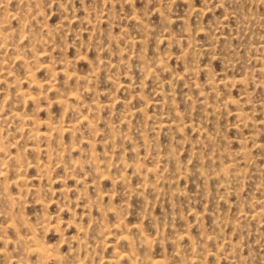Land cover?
<instances>
[{
    "label": "rangeland",
    "instance_id": "rangeland-1",
    "mask_svg": "<svg viewBox=\"0 0 264 264\" xmlns=\"http://www.w3.org/2000/svg\"><path fill=\"white\" fill-rule=\"evenodd\" d=\"M11 1L7 0V3H0V13L1 15L16 13L17 19H13L16 22L9 20L8 25L11 27L7 25V28L8 31L10 28V35L13 36L11 38L12 41H16L19 49L22 50L21 53L23 52L21 58L25 60L27 57L26 60L29 59L28 61L33 62L32 64L36 65L38 63L40 66L49 65L48 62L50 61L49 66L52 69L55 67L53 69L54 73L56 71V76L53 78L54 87L56 89L58 87V89L54 88V91H48L49 93L46 91L45 93L48 94L47 96L45 94L46 101L50 98L48 102H51L58 95L60 98H63V101L66 100L68 102L66 104L70 107L64 113V117V114H61L60 107L53 104L54 106H49L46 109L48 110L47 113L44 110L37 114V118L39 120H43V118L44 120L48 119L47 117L51 113V117L49 118L53 120L55 117L56 119L63 117V125L73 122H77V126L79 125V130H77L78 133L75 132L74 140L67 135H64L61 139L64 145L67 142L70 144L72 141L73 143H77V145L74 144L75 147L80 146L77 149L80 150L82 148L81 150L83 151H75L76 148H74L75 152L73 150L69 151L67 152H71L69 155L64 153L65 155L63 154L59 158V161L57 159L59 163H68L67 160L70 159L69 164L65 163V165L63 163L62 166L56 163L55 160L48 162L42 160L45 159L44 157H40L46 164L48 162L47 167H53L51 169L48 168L50 170H48V173L50 172V181L48 179L35 180L33 177L36 172L33 169L25 171L28 179H32L30 183L28 182V184H31L29 186L39 187L40 191H43L44 194L40 192V197L44 201H47L46 212L58 214L63 219V223L60 224V230L63 228L64 231L60 232L62 235L64 234L65 240L60 242L59 235L53 232H50L46 239H44L46 244L49 241L47 245L54 248L57 247L59 251L57 250L56 252L61 255L63 259L62 264H70L71 261L74 264H90L89 260L92 261L91 264H97V262L98 264H113L112 258L114 260L116 250L120 254L123 253V256L117 259L119 260L117 264H131V262L136 260L133 264H145V262H148L146 264H264V216H259V214L255 216L256 213H254L258 210L260 212L262 209L263 212L261 211V213L264 214V47L262 48L264 45V0H192L191 3H189L191 0H183L184 2L182 0H129L130 2L128 0H103L104 4L102 0H56V3H59V6L61 5L60 7L55 3V0H47L48 5H46V0H35L36 7L38 6L37 9H33L35 6L31 5L34 4L33 0H30V2L27 0L29 5L25 3L26 0ZM37 1H41L42 4L41 2L38 4ZM166 2L167 4H165ZM202 4L205 6H202ZM39 5L41 6L39 7ZM1 6L5 8L3 9ZM186 6H190L189 8H192V10H187ZM25 7H27L26 11L22 10ZM63 7L64 9L59 10ZM18 8H20L19 12ZM42 9L45 10L46 17L42 15L44 14V10L42 12ZM35 10V17L27 16L26 13L28 11L32 13ZM100 10L105 14L102 15L103 13ZM38 11L42 13L39 12L38 14ZM84 11L87 15H85ZM20 12L22 16L18 15ZM40 13L44 17L43 19L41 16H37ZM94 13L95 15L100 14V16H95ZM129 13L134 15H130ZM132 16H136V18H131ZM179 16L182 17L183 21H180ZM24 17L26 18L23 19ZM82 17H86L88 20L82 19ZM163 17L166 18L167 22L164 21L165 19H161ZM183 17L186 18L187 22L184 21ZM63 18L64 20H62ZM70 18L72 21L69 20ZM81 19L84 21L82 22ZM20 24L24 26L21 28ZM183 24H187V26ZM15 25L19 27L16 29ZM52 25L58 26L54 27ZM144 25L147 26L145 27ZM59 26L62 29L58 28ZM49 27L50 29L53 28L54 31L51 32ZM38 28L41 32L35 34ZM28 29H31L32 33ZM33 29L36 30L34 31ZM58 29H61V31ZM144 29L147 30V35L143 34L145 33ZM18 30L25 31L26 35H28L27 32L30 33L34 39H31V41L26 39L25 41L27 42L24 41L25 38L19 39L18 34L20 32ZM195 30L198 33L193 32ZM200 31L202 34L199 33ZM48 32L52 34L51 37L55 36L54 39L50 37ZM43 33H47L49 37H45L47 35ZM38 34H41L39 36L41 42L46 41L45 44L40 42ZM187 34H189L188 37L190 36L188 40L186 39ZM134 36L136 39H134ZM130 38L132 39L130 40ZM50 39L52 43L50 41L47 42ZM140 39L144 42L141 43ZM54 41H56L55 45ZM191 42L195 44L192 45ZM64 43L66 45L70 44V46H66ZM209 43H211L210 46L212 47L209 46ZM37 44L39 45L37 46ZM139 44L143 46L140 47L138 46ZM23 45L26 48L28 47L27 51H25V47H21ZM40 45L43 46V49L39 47ZM85 45L88 46L86 47ZM203 46H207V49L203 48ZM86 48L89 49L87 50ZM208 48L211 49L208 51ZM48 49H50L49 54H47ZM59 49L64 52H60ZM28 51L30 54L27 53ZM11 52L13 53L10 48L6 50L5 57L8 53L9 55L5 59L6 64H9L7 66L12 77L14 76L13 78L16 79V84L12 83L9 93L7 91L10 101L6 103L8 106H5V112H8V109L11 108V101H14V87L20 86L22 90L27 89L26 84L24 82L21 83L24 75V72L22 73L24 65L22 62L14 60V54ZM73 53L75 56H73ZM34 54L38 59H36V56L33 57ZM191 54L193 55L192 57ZM180 56L186 58H180ZM31 57L32 59H30ZM49 57L50 59H48ZM74 59L73 66V62L71 61ZM33 60H39L40 62L37 61L36 63ZM85 60L87 62L90 61V63H87ZM182 60H186V63ZM160 61H162L163 65H161ZM99 63L100 65H98ZM156 63H160V65H156ZM20 64L23 65V68ZM64 66L65 69L63 68ZM140 66L141 69H144H142V72ZM149 67L153 71L149 70ZM41 69L38 70L36 68L35 75L37 80L43 83L48 79L49 74L44 72V69ZM62 70H66L72 76H69L70 78L63 76V73L60 74ZM73 71L75 73H72ZM94 71L96 72L93 75ZM88 72H91V75ZM73 74L76 76L79 74V80ZM245 76L247 80L243 79ZM74 77L75 79L77 78V83H75ZM87 78L90 81L87 82ZM206 79L210 80L206 81ZM9 80H5L0 85V91L5 92V84ZM245 80L246 83L244 82ZM235 81L243 84H236ZM66 87L68 91H65L67 90ZM12 89L13 91H11ZM69 90L76 92L78 97L83 95L81 98L79 97L80 99L78 98L80 100H78L79 103L68 98L67 92ZM92 94L94 95L92 96ZM2 96L3 93H0V100ZM11 97L13 98L11 99ZM201 98L204 101H201ZM91 100L98 103L100 108H91L94 102ZM206 100L207 102H205ZM226 100H231V102H226ZM46 101L42 102V105L46 106ZM155 102L161 103L156 104ZM203 102L206 107L203 105ZM84 104L86 105L84 106ZM106 105H110V107H106ZM76 108L79 109L77 110ZM139 109L142 111L140 112ZM31 110L32 107L28 106L24 109V112L30 114L32 113ZM238 110H240L241 115L245 116V124H241L238 121L234 113L238 112ZM71 111L72 113H70ZM89 112L96 113L97 118L93 114H89ZM97 113H100V115ZM126 113L128 114L126 115ZM80 114L86 116V118L90 116L87 118L88 120L94 117L92 122L93 126L96 127L94 129L95 132L97 131V134L93 132V136L89 129H86L88 127H85V123H78L77 119H79ZM173 114L175 115L173 116ZM72 115L76 118L73 119ZM121 119L126 120L123 121ZM70 120L71 122H69ZM165 121H167V124ZM161 124H165L166 126ZM12 128L15 129V131L13 130L14 132H12ZM40 129L45 128L41 126ZM16 131L18 130H16L13 124L5 127L7 136L5 135L3 138L5 140H3L5 149L2 154L0 153L2 155L0 156L1 159L3 154L4 157L6 153L13 154L15 149H17L16 146H19V152L18 150L16 151L21 153V156L22 154L23 156L26 155L25 161L28 159L27 162L36 161L35 159L38 158L33 153L34 156L31 154L32 157L30 155L31 152L24 148L26 140L22 137L18 138L20 134L18 131V136ZM80 132L82 135H85L83 136L85 139H89L91 142L95 138V143L92 142L90 145L83 143L82 139L84 138ZM250 133L252 134L249 136ZM76 137L79 138L81 143L76 141ZM101 137L103 141H101ZM106 137L109 142L111 141V145L106 140ZM68 138L71 140H68ZM22 139L24 140V144ZM98 140L100 142L97 143L96 141ZM102 142L103 145H101ZM21 144L22 146L20 147ZM92 145L95 148H91L90 150L89 146L93 147ZM20 149L22 150L20 151ZM85 151L86 154L90 151L98 154L96 156L94 154V156L97 160L100 159L102 161L101 164L104 165L103 167L100 164L98 170L105 172H97L93 170L94 167L91 164H89L91 166L86 165L90 161L89 154H84L86 157L83 155ZM78 152L81 155H77ZM68 156L73 160L70 157L68 158ZM75 157L79 159L77 160ZM103 158L104 160H102ZM40 159L38 160L41 162ZM70 162L76 164V169L72 168L71 170V167H68L71 166ZM77 163L82 164V166ZM84 163L86 164L83 166ZM51 164H54V166H51ZM78 167L79 169L82 167V170H79ZM63 168H66L67 171L71 170L69 171L71 173L74 170L72 176L74 175L75 177L71 178V174L67 175L69 172L62 171ZM101 172L103 174H100ZM74 173L78 174L77 178ZM56 175L57 178L55 177ZM68 176L70 177L67 178ZM101 176L102 179H99L101 181L96 179V177L101 178ZM6 177L8 179L7 182L10 183L9 181L13 178L11 170L7 171ZM0 181V184H2L3 178L0 177ZM38 184H41V186ZM0 186L1 192L3 185ZM13 187L11 183L7 185L6 192L9 194L14 192L17 195L18 192L15 193L17 190ZM60 188L63 190L67 188L66 191L68 192H66V195L60 192ZM10 189L11 191H8ZM58 189L59 191H57ZM45 193L47 194L45 195ZM0 194L3 193L1 192ZM62 194L68 199L65 196H61ZM15 195L12 197H15ZM33 196L28 194V196L22 197L24 198L22 200L25 201L26 199V209L24 212L26 215H24L31 222H34V217H36V214H40L41 211L39 205H35L32 202L35 197ZM62 197L66 198L65 201H69L68 203L65 202L66 205L64 204V200H61ZM48 199L51 200L49 201ZM58 199V203H55ZM89 199L91 204L89 203ZM98 202L99 205L97 204ZM69 203L70 206L68 205ZM58 204H60L63 210L59 208ZM2 206L5 210V206L7 205L1 195V213L4 211ZM68 206L71 208H67ZM58 208L62 211H60L61 214ZM66 208L70 209L67 213L65 212L67 211ZM75 217L77 218L74 219ZM0 219V223H2L0 224V232L1 230L4 232L0 233V239L2 240H0V264H20L18 263L19 260H25L27 263L31 261L32 264H37L35 262V254L26 253L27 256H24L25 259H22L25 252L22 248L20 250L19 246L15 247L13 244V246L11 245V242L13 243V234L10 230L4 231L1 228L6 223L2 214L0 215ZM71 219L72 224L67 227L66 223L69 220L71 221ZM78 222L81 226L77 225L76 227L75 223L78 224ZM118 223L120 224L119 227H115ZM101 225L104 227L102 228ZM139 230L141 231L140 233ZM2 234L4 236L8 234L6 237L11 242L5 243L6 245L3 244ZM140 234L146 236L143 237V240L146 238V241H140L142 239L140 238L142 237ZM103 235L104 239L102 240ZM122 235L126 237L130 236L128 240L129 242L131 240L132 244L130 243L129 248L131 251H136L139 254L137 255L134 252L136 259H133L134 257L131 258L133 253L130 252L129 248L126 250L129 244L126 242L127 238H122ZM73 237H75V240H73ZM148 239L150 240L149 242L147 241ZM53 242L55 243L54 246H52ZM86 243L87 245L85 246L84 244ZM68 248H71V250ZM3 249H6V251ZM112 249L115 251H112ZM67 250L69 251L67 252ZM93 251H95V254ZM88 252H90V258L92 259L89 258ZM72 253H75V257L77 256L78 258L73 259L74 255ZM127 253L130 254V257H127ZM20 254L22 255L20 256ZM93 254L94 257H92ZM3 255L5 256L3 257ZM5 257H8L9 260L11 257V262H8V258L6 259ZM142 257H146L150 262L146 258L145 262H143ZM15 259L17 263L13 261ZM78 260L79 263H77ZM80 260H83V263ZM152 260H156L158 263ZM31 262L28 264H31Z\"/></svg>",
    "mask_w": 264,
    "mask_h": 264
},
{
    "label": "bare ground",
    "instance_id": "bare-ground-1",
    "mask_svg": "<svg viewBox=\"0 0 264 264\" xmlns=\"http://www.w3.org/2000/svg\"><path fill=\"white\" fill-rule=\"evenodd\" d=\"M7 0H0V3H2V2H4V3H7L6 2ZM18 1H21V0H18ZM29 2H30V0H28ZM28 1L26 0V2L25 3H27L28 4ZM34 1V4L36 3L35 2V0H33ZM33 1H31V3H33ZM54 1V0H53ZM53 1H51L52 3H54ZM60 1V0H59ZM58 1V2H59ZM103 1V0H102ZM127 1V0H126ZM185 1H187V0H185ZM201 1H203V0H201ZM10 2H12L11 0H10ZM41 2V1H40ZM39 1H37V3L39 4L40 3ZM46 2V5H48L47 4V0L45 1ZM50 2V1H49ZM57 1L55 0V3H56ZM110 2V1H109ZM112 2V1H111ZM128 2H130L129 0H128ZM128 2H126V3H128ZM182 2H184L183 0H182ZM192 2V0L191 1H189V3H191ZM205 2V1H204ZM14 3V2H13ZM20 3V2H19ZM101 3V2H100ZM103 4H104V1L102 2ZM123 3H125V2H123ZM186 3V2H185ZM188 3V2H187ZM194 3V2H193ZM206 3V2H205ZM3 4V3H2ZM24 4V3H23ZM23 4H22V7H23ZM34 4H31V5H33V6H35V7H33V9H37L38 8V6L36 7V4L34 5ZM37 4V5H38ZM41 4H42V2H41ZM57 5L59 4V3H56ZM61 4H62V2H61ZM110 4V3H109ZM112 4V3H111ZM128 4H130V3H128ZM165 4H167V2L165 3ZM9 5V4H8ZM29 5V4H28ZM64 5V4H63ZM171 5V4H170ZM187 5V4H186ZM189 5V4H188ZM193 5V4H192ZM14 6V5H13ZM19 6V5H18ZM24 6H25V4H24ZM41 5H39V7H40ZM43 6V5H42ZM51 6V5H50ZM61 6V5H60ZM59 5H58V7H60ZM82 6H84V5H82ZM101 6V5H100ZM104 6V5H103ZM167 6V5H166ZM202 6H205V5H203L202 4ZM2 7V6H1ZM21 7V6H20ZM57 7V6H56ZM109 7H111L110 5H109ZM169 7V6H168ZM187 7V10L188 9H190L189 7L190 6H186ZM192 7V6H191ZM194 7V6H193ZM206 7H208V6H206ZM3 9L5 8V7H2ZM26 8L27 7H25V9H22V10H25L26 11ZM42 8V7H41ZM44 8V7H43ZM88 9H89V7H87ZM166 8V7H165ZM170 8V7H169ZM197 8V7H196ZM200 9H201V7H199ZM204 8V7H203ZM32 9V8H31ZM58 9V8H57ZM62 9H64V7L63 8H61V9H59V10H62ZM65 9H66V7H65ZM115 9V8H114ZM204 9H206V8H204ZM203 9V10H204ZM1 10V9H0ZM19 10H20V8H18V12H19ZM39 10V9H38ZM43 10L44 9H42V12H43ZM51 10V9H50ZM91 10V9H90ZM103 10H104V8H103ZM108 10V9H107ZM154 10V9H153ZM190 10H192V8L190 9ZM194 11H196L195 9H193ZM198 10V9H197ZM16 11H17V8H16ZM32 11V10H31ZM31 11H28L26 14H27V16H29V17H35L36 16V10L34 11V12H32L31 13ZM57 11V10H56ZM85 11H86V9H85ZM84 11V12H85ZM89 11V10H88ZM92 11V10H91ZM102 13H103V11L102 10H100ZM201 11V10H200ZM1 12V11H0ZM4 12V11H3ZM39 12H41V11H38V14H39ZM41 12V13H42ZM50 12V11H49ZM65 12V11H64ZM92 12H94V11H92ZM91 12V13H92ZM98 12V11H97ZM96 12V13H97ZM100 12V13H101ZM106 12H108V11H106ZM132 12V11H131ZM160 12V11H159ZM191 12V11H190ZM41 13H40V15H37V16H41ZM44 14H42L43 16H45V10H44V12H43ZM109 13V12H108ZM133 13H134V11H133ZM3 14V13H2ZM24 14V13H23ZM89 14V13H88ZM93 14V13H92ZM105 13H103L102 15H104ZM130 14V13H129ZM129 14H128V16H129ZM18 15H21V12H20V14H18ZM62 15V14H61ZM64 15V14H63ZM85 15H87V13L85 12ZM94 15H95V13H94ZM97 15V14H96ZM95 15V16H96ZM110 15V14H109ZM130 15H134V14H130ZM168 15H170V14H168ZM22 16V15H21ZM43 16H41L42 17V19L44 18ZM51 16V15H50ZM67 16V15H66ZM65 16V17H66ZM89 16V15H88ZM93 16V15H92ZM97 16H100V14L99 15H97ZM108 16V15H107ZM106 16V17H107ZM112 16V15H111ZM46 17V16H45ZM87 17V16H86ZM86 17H84L85 19H87ZM130 17V16H129ZM172 17H174V16H172ZM180 17V16H179ZM178 17V18H179ZM26 17H24L23 19H25ZM40 18V17H39ZM83 17H82V19H84ZM90 18V17H89ZM94 18V17H93ZM92 18V19H93ZM100 18H102V17H100ZM109 18V17H108ZM107 18V19H108ZM131 18H136V16L134 17V16H132ZM182 17H180V21H183L182 19H181ZM185 20V22H187L186 21V18L185 17H183ZM13 19H17L16 18V13L14 12V13H7L6 15L5 14H3V15H1V13H0V85L1 84H3L4 82H5V80H9V79H12V80H9V81H7L6 82V84H5V92L4 91H0V93H3V96H2V99L0 100V153L2 154V152L4 151V149H5V145H4V136L6 135L7 136V134H6V132H5V127H7L8 125L9 126H11L12 124L13 125H15V128H16V130H18L19 131V134H20V137H18V138H24L25 140H26V143H25V149L26 150H28V151H30L31 153H30V155L33 153L34 155H35V157L36 158H38V159H40V157L42 156V157H44L45 159H42V160H45V161H48V162H50V161H53V160H55L56 161V163H59L58 161L60 160L59 158L60 157H62V155L64 154V153H67V152H69V151H72L74 148H76L75 147V145H77V143H73V141L72 142H70V144L67 142L65 145H64V142H62L61 141V139L64 137V135H67L69 138H73L72 140H74V135H75V132L76 133H78L77 132V130H79V125L77 126V122L76 123H74L73 121V123H68V124H66V125H63V117L61 118H58V119H56V117L54 118V120L53 119H51V118H49V117H51V113H50V116L48 115V119H45L44 120V118H43V120L41 121V120H39V118H37V114H39L41 111H44V110H46L49 106H54L53 104H55V106H59L60 107V109H61V114L63 113H66L68 110H69V106L67 105L68 104V102H66V100L65 101H63L62 99L63 98H60L58 95H56L55 97V99L53 100V101H51V102H48L49 101V99L46 101V96L48 95L47 93H45L46 91L48 92V91H54V83H53V78H54V76H56L55 75V73H56V71H55V73L53 72V69L55 68H51L49 65H50V61L48 62L49 63V65H42V66H40V65H38V63H37V61H39V60H37V61H35L36 59H38L37 58V56L34 54V56L33 57H35L36 56V59L35 60H33V61H35L34 63L37 65H34V64H32L33 62H29L28 60H26V56H27V54H25L26 56V58H25V60H23L22 58H21V54L23 53H21V49H19V46L17 45V43H16V41L15 42H13L12 41V37L13 36H11L10 34V28H9V31H8V26H10V25H8V22H9V20L11 21V20H13ZM30 19V18H29ZM46 19V18H45ZM59 19V18H58ZM81 19V20H82ZM96 19V18H95ZM128 19V18H127ZM134 19H132V20H134ZM161 19H165L164 21H166V18L165 17H163V18H161ZM19 20V19H18ZM40 20V19H39ZM48 20V19H47ZM61 20V19H60ZM62 20H64V18L62 19ZM61 20V21H62ZM66 20V19H65ZM69 20H71V18L69 19ZM88 20V19H87ZM94 20V19H93ZM100 20V19H99ZM111 20V19H110ZM170 20V19H169ZM172 20V19H171ZM14 21V20H13ZM27 21V20H26ZM34 21V20H33ZM46 21V20H45ZM44 21V22H45ZM67 21V20H66ZM72 21V20H71ZM84 20H82V22H83ZM105 22H106V20H104ZM108 21V20H107ZM113 21V20H112ZM137 22H138V20H136ZM163 20H162V22H164ZM174 21V20H173ZM14 22H16V21H14ZM20 22V21H19ZM40 22H41V20H40ZM88 22V21H87ZM101 22H102V20H101ZM110 22V21H109ZM137 22H135V23H137ZM167 22V21H166ZM165 22V23H166ZM31 23V22H30ZM48 24H49V22H47ZM59 23V22H58ZM64 23V22H63ZM69 23V22H68ZM140 23H141V21H140ZM168 23H170V22H168ZM17 24V23H16ZM35 24V23H34ZM34 24H33V26H34ZM40 24V23H39ZM44 24V23H43ZM45 24H46V22H45ZM48 24H47V26H48ZM62 24V23H61ZM67 24V23H66ZM88 24V23H87ZM90 24H91V22H90ZM94 24H95V22H94ZM146 24V23H145ZM167 24V23H166ZM8 25V26H7ZM21 25V24H20ZM37 25H38V23H37ZM51 25V24H50ZM59 25V24H58ZM57 25V26H58ZM92 25V24H91ZM184 25V24H183ZM24 25H21V28L23 27ZM26 26H27V24H26ZM36 26V25H35ZM41 26V25H40ZM46 26V25H45ZM52 26H54V27H57V26H55V25H52ZM62 26V25H61ZM61 26H59L58 28H61ZM145 26V25H144ZM147 26V25H146ZM145 26V27H146ZM184 26H187V24H185ZM183 26V27H184ZM11 27V26H10ZM14 27H16V25L14 26ZM19 26L17 25V27H16V29L18 28ZM38 27H39V25H38ZM25 28V27H24ZM27 28H28V26H27ZM34 28V27H33ZM40 28V27H39ZM39 28H38V31L37 32H35V34H37V33H39V32H41V30L39 31ZM43 28V27H42ZM41 28V29H42ZM46 28V27H45ZM98 28V27H97ZM195 28V27H194ZM203 28H205V27H203ZM15 29V28H14ZM15 29V30H16ZM49 29H50V27H49ZM53 29V28H52ZM52 29H50L51 30V32L52 31H54V29L52 30ZM62 29V28H61ZM61 29H58V30H60L61 31ZM64 29V28H63ZM198 29V28H197ZM29 30V29H28ZM31 30V29H30ZM29 30V32H31ZM34 30V29H33ZM36 30V29H35ZM34 30V31H35ZM46 30H47V28H46ZM45 30V31H46ZM140 30V29H139ZM145 30V33H143V34H146V29H144ZM188 30V29H187ZM12 31V30H11ZM19 31V30H18ZM34 31H33V33H34ZM57 31V30H56ZM55 31V32H56ZM60 31H58V32H60ZM100 31V30H99ZM197 30H195V31H193V32H196ZM202 31H203V29H202ZM20 33L18 34V38L20 39V38H25L24 39V41L26 40V39H28V40H30L31 41V39H34V38H32V35L30 34V33H28L27 32V34L28 35H26L25 34V31H19ZM54 32V33H55ZM64 32V31H63ZM63 32H61V33H63ZM137 32H138V30H137ZM15 33V32H14ZM17 33V32H16ZM32 33V32H31ZM141 33V34H142ZM196 33H198V32H196ZM200 34H202L201 33V31L199 32ZM31 35V38H30V35ZM43 34H46L47 36H45V37H49V35L48 34H50V32H48V34L47 33H43ZM60 34V33H59ZM90 34V33H89ZM193 34H195V33H193ZM17 35V34H16ZM34 35V34H33ZM41 34H38V37L40 36ZM51 35L52 34H50V37H51ZM56 35L57 36H59L57 33H56ZM147 35V34H146ZM188 35L189 34H187V37H186V39L188 40L189 39V37H188ZM15 36V35H14ZM35 36V35H34ZM33 36V37H34ZM142 36V35H141ZM169 36V35H168ZM167 36V37H168ZM17 37V36H16ZM42 37V36H41ZM44 37V38H45ZM53 37V36H52ZM51 37V38H52ZM55 37V36H54ZM54 37H53V39H54ZM113 37V36H112ZM135 37V36H134ZM89 38V37H88ZM91 38V37H90ZM107 38V37H106ZM161 38V37H160ZM163 38V37H162ZM166 38V37H165ZM180 38H182V37H180ZM14 39H15V37H14ZM21 39V40H22ZM49 39V38H48ZM56 39H57V37H56ZM76 39V38H75ZM78 39V38H77ZM114 39V38H113ZM132 38H130V40H131ZM134 39H136V37L134 38ZM133 39V40H134ZM166 39H168V38H166ZM182 39H184V38H182ZM39 40H40V42H41V39H40V37H39ZM45 40H47L46 38H45ZM88 40V39H87ZM129 40V41H130ZM163 40H165L164 38H163ZM171 40V39H170ZM180 40V39H179ZM193 40H195V39H193ZM192 40V42H194ZM50 41V43H52V41H51V39L50 40H48L47 42H49ZM114 41V40H113ZM175 41H177V40H175ZM25 42H27V41H25ZM40 42H38V43H40ZM46 42V41H45ZM45 42H41V43H44L45 44ZM55 42L56 41H54V45H55ZM80 42V41H79ZM137 42V41H136ZM140 42L141 43H143L142 42V40L140 39ZM167 42V41H166ZM173 42V41H172ZM171 42V43H172ZM192 42H191V44H192ZM21 43V42H20ZM30 43V42H29ZM58 43V42H57ZM95 43V42H94ZM130 43H133V42H130ZM177 43V42H176ZM180 43V42H179ZM27 44V43H26ZM34 44V43H33ZM35 44H36V42H35ZM49 44V43H48ZM77 44V43H76ZM195 43H193L192 45H194ZM21 45V44H20ZM39 44H37V46H38ZM53 45V44H52ZM53 45V46H54ZM64 45H66V43H64ZM68 45V44H67ZM66 45V46H67ZM80 45V44H79ZM78 45V46H79ZM130 45H133V44H130ZM211 45V43H209V46ZM28 46V45H27ZM33 46V45H32ZM36 46V45H35ZM50 46V45H49ZM59 46V45H58ZM61 46H63L62 44H61ZM65 46V47H66ZM68 46H70V44L68 45ZM74 46V45H73ZM77 46V45H76ZM75 46V47H76ZM86 46V45H85ZM88 46V45H87ZM86 46V47H87ZM94 46V45H93ZM108 46V45H107ZM138 46H140V44L138 45ZM143 45H141L140 47H142ZM21 47H25L24 45L23 46H21ZM31 47V46H30ZM39 47H43V46H39ZM39 47H37L38 48V50H40L39 49ZM205 46H203V48H204ZM207 47V46H206ZM205 47V48H206ZM210 47H212V46H210ZM264 47V45L262 46V48ZM10 48V50L11 51H13V53L12 54H14V56H13V59L14 60H16V61H19V62H22L23 63V65H24V71H23V69H22V73L24 72V75H23V77H22V80H21V83L22 82H24L25 84H26V87H27V89L26 90H22V88L20 87V86H17V87H14V98L13 97H11V99L13 98L14 99V101H11L12 103H11V105H10V107L11 108H9V107H7V108H9L8 109V112H5V110H6V108H5V106L7 105L6 103H8L10 100H9V97H8V93H9V88L10 87H12L11 86V84L12 83H15L16 84V79H14L13 77H12V75H11V72H10V70H9V68H8V66L7 65H9V64H6V59L5 58H8L7 56L9 55V53H8V55H6V57H5V52H6V50L7 49H9ZM26 48V47H25ZM28 48V47H27ZM26 48V50L25 51H27L28 49ZM51 48V47H50ZM54 48H55V46H54ZM53 47H52V49H54ZM58 48V47H57ZM60 48V47H59ZM68 48V47H67ZM72 48H74V47H72ZM85 48V47H84ZM202 48V49H203ZM23 49V48H22ZM43 49V48H42ZM51 49V50H52ZM62 49H63V47H62ZM87 50L89 49V48H86ZM85 49V50H86ZM207 49V48H206ZM211 49V48H210ZM209 48H208V51L210 50ZM20 50V51H19ZM24 50V49H23ZM30 50V49H29ZM49 50L50 49H48V52H47V54H49ZM64 50V49H63ZM63 50H60L59 49V51L61 52V51H63ZM76 50V49H75ZM79 50V49H78ZM43 51V50H42ZM52 51H54V50H52ZM65 51V50H64ZM63 51V52H64ZM67 51V50H66ZM80 51V50H79ZM78 51V52H79ZM182 51V50H181ZM185 51V50H184ZM200 51H202V50H200ZM199 51V52H200ZM39 52V51H38ZM55 52H56V50H55ZM87 52V51H86ZM183 52V51H182ZM187 52V51H186ZM28 54H30V52L28 51L27 52ZM35 53V52H34ZM66 53V52H65ZM75 53V52H74ZM73 53V54H74ZM180 53V52H179ZM205 53V52H204ZM11 54V55H12ZM37 54H39V53H37ZM41 54V53H40ZM46 54V53H45ZM186 54V53H185ZM208 54V53H207ZM50 55H51V51H50ZM50 55H48V56H50ZM64 55V54H63ZM67 55V54H66ZM143 55V54H142ZM186 55H188V54H186ZM46 56V55H45ZM65 56V55H64ZM73 56H75V54L73 55ZM82 56V55H81ZM193 55L191 54V57H192ZM38 57H40V56H38ZM67 57V56H66ZM78 58H79V56H77ZM76 57V58H77ZM85 57H86V55H85ZM138 57H139V55H138ZM178 57V56H177ZM188 57V56H187ZM46 58V57H45ZM62 58V57H61ZM60 58V59H61ZM72 58V57H71ZM159 58V57H158ZM180 58H186V57H181L180 56ZM30 59H32V57L30 58ZM48 59H50V57L48 58ZM47 59V60H48ZM67 59V58H66ZM68 59H70V58H68ZM80 59V58H79ZM82 60H83V58H81ZM143 60H144V58H142ZM11 60V59H10ZM9 60V61H10ZM14 60H12V61H14ZM59 60V59H58ZM77 60V59H76ZM99 60V59H98ZM97 60V61H98ZM146 60V59H145ZM162 60V59H161ZM9 61H8V63H9ZM28 61V62H27ZM51 61H52V59H51ZM67 61V60H66ZM74 61H75V59L73 60V61H71V62H73V66H74ZM84 61V60H83ZM86 61V60H85ZM182 61H184V60H182ZM40 62V61H39ZM43 62V61H42ZM47 62V61H46ZM87 62V61H86ZM89 63H90V61H88ZM87 62V63H88ZM99 62V61H98ZM97 62V63H98ZM143 62H145V61H143ZM156 62V61H155ZM162 61H160V63H161ZM185 63H186V60L184 61ZM263 62V61H262ZM261 62V63H262ZM69 63V62H68ZM92 63V62H91ZM101 63V62H100ZM100 63L98 64V65H100ZM106 63V62H105ZM145 63H147V62H145ZM152 63V62H151ZM160 63L159 64H157L156 63V65H160ZM15 64V63H14ZM62 64V63H61ZM60 64V65H61ZM110 64V63H109ZM144 64V63H143ZM20 65H22V64H20ZM23 65H22V68H23ZM63 65H64V63H63ZM62 65V66H63ZM155 65V66H156ZM161 65H163V63H161ZM12 66V65H11ZM39 66V67H38ZM65 66H67L68 67V65H66L65 64ZM65 66L63 67L64 69H65ZM72 66V67H73ZM88 66H90V65H88ZM143 66V65H142ZM147 66V65H146ZM186 66V65H185ZM192 66V65H191ZM264 66V65H263ZM18 67H19V64H18ZM66 67V68H67ZM159 67V66H158ZM193 67V66H192ZM191 67V68H192ZM36 68H38V70H40V68H42L41 70H43L44 69V72H46V73H48L49 74V77H48V79L46 80V81H44L43 83H40L38 80H37V78H36V75H35V69ZM62 68V69H63ZM69 68H70V65H69ZM94 68V67H93ZM96 68H97V66H96ZM154 68V67H153ZM152 68V69H153ZM159 68H162V67H159ZM262 68V67H261ZM20 69V68H19ZM60 69H61V67H60ZM71 69V68H70ZM73 69V68H72ZM140 69H141V66H140ZM143 69V68H142ZM142 69H141V72H142ZM156 69V68H155ZM73 70H75V69H73ZM91 70H92V67H91ZM97 70V69H96ZM144 70V69H143ZM149 70H151V67H149ZM149 70H147V71H149ZM60 71V70H59ZM71 71V70H70ZM76 71V70H75ZM151 71H153V70H151ZM44 72H43V74H44ZM95 72L96 71H94L93 72V75L95 74ZM192 72V71H191ZM45 73V74H46ZM61 73H63L62 75L63 76H65V77H71L72 75L71 74H68V72H66V70H62L61 72H60V74ZM70 73V72H69ZM72 73H75L74 71L72 72ZM89 73V72H88ZM149 74H150V72H148ZM152 73V72H151ZM17 74H19V73H17ZM90 75H91V72L89 73ZM143 74V73H142ZM148 74V75H149ZM74 75V74H73ZM88 75V74H87ZM16 76V75H15ZM21 76H22V74H21ZM74 76H76V75H74ZM78 76H79V74L76 76L77 78H78ZM83 76V75H82ZM19 77V76H18ZM65 77H64V79H65ZM69 77V78H70ZM85 77V76H84ZM90 77V76H89ZM21 78V77H20ZM47 78V77H46ZM76 78V79H77ZM235 78V77H234ZM237 78V77H236ZM241 78H242V76H241ZM41 79V78H40ZM74 79H75V77H74ZM76 79H75V83H77V81H76ZM81 79H83L82 77H81ZM85 79H86V77H85ZM91 79V78H90ZM243 79H246V76L243 78ZM78 80H79V78H78ZM210 80V79H209ZM209 80H207L206 79V81H209ZM227 80V79H226ZM237 80V79H236ZM247 80V79H246ZM246 80L244 81L245 83H246ZM41 81V80H40ZM83 81V80H82ZM85 81V80H84ZM87 82L88 81H90L89 80V78H87V80H86ZM92 81H94V80H92ZM239 81H242V80H239ZM74 83V82H73ZM72 83V85L74 86V84ZM221 83H222V80H221ZM235 83L237 84H243V83H239L238 81L236 82L235 81ZM89 84V83H88ZM229 84H231V83H229ZM234 84V83H233ZM14 85V84H13ZM65 85V84H64ZM83 85H84V83H83ZM15 86V85H14ZM56 86V85H55ZM66 86V85H65ZM68 86V85H67ZM57 87V86H56ZM62 87V86H61ZM64 87V86H63ZM76 87V86H75ZM1 88H2V86H1ZM25 88V87H24ZM68 88H70V87H68ZM86 88V87H85ZM226 88V87H225ZM56 89V88H55ZM57 89H58V87H57ZM56 89V90H57ZM66 89H67V87H66ZM71 89H72V86H71ZM84 90V89H83ZM83 90H82V92H83ZM86 90V89H85ZM7 91H8V93H7ZM11 91H13V89L11 90ZM10 91V92H11ZM65 91H68V89L67 90H65ZM74 91V90H73ZM77 91V90H76ZM55 92H57V91H55ZM62 92V91H61ZM49 93V92H48ZM77 93H78V91H77ZM81 93V92H80ZM45 94H46V96H45ZM59 94V93H58ZM61 94H63V93H61ZM66 94V93H65ZM94 94H92V96H93ZM98 95V94H97ZM13 96V95H12ZM58 96V97H57ZM65 96V95H64ZM67 96H68V98L69 99H72L73 101H76V102H78V100L83 96H79L78 97V95L76 94V92H72V90L70 91L69 90V92H67ZM138 96H139V94H138ZM227 96V95H226ZM54 97V96H53ZM230 97H232V96H230ZM1 98V97H0ZM48 98V97H47ZM67 98V97H66ZM79 98V99H78ZM203 98V97H202ZM201 98V99H202ZM226 98V97H225ZM47 102L46 103V106L45 105H42V102H45V101ZM68 100V99H67ZM122 100V99H121ZM235 100V99H234ZM80 101V100H79ZM83 101V100H82ZM91 101H94V100H91ZM98 101V100H97ZM108 101H110V100H108ZM201 101H204L203 99L201 100ZM200 100H199V102H201ZM85 102V101H84ZM99 102V101H98ZM205 102H207V100L205 101ZM215 102V101H214ZM226 102H231V100H226ZM67 103V104H66ZM79 103V102H78ZM123 103V102H122ZM128 103V102H127ZM156 103V102H155ZM158 103H161V102H158ZM158 103H156V104H158ZM204 103V102H203ZM216 103V102H215ZM45 104V103H44ZM108 104V103H107ZM124 104H125V102H124ZM200 104V103H199ZM75 105V104H74ZM86 104H84V106H85ZM173 105V104H172ZM201 105V104H200ZM205 107H206V105H205V103L203 104ZM8 106V105H7ZM28 106H30V107H32V113H27V112H24V109L26 108V107H28ZM69 107V108H68ZM77 107H78V105H77ZM106 107H110V105H106ZM203 107V106H202ZM211 107V106H210ZM212 107H214V106H212ZM58 108V107H57ZM80 108V107H79ZM79 108H76L77 110L79 109ZM87 108V107H86ZM91 108H93V109H99L100 108V106L98 105V103H96L95 101L92 103V107ZM104 108V107H103ZM127 108H129L128 106H127ZM126 108V109H127ZM141 108V107H140ZM50 109V108H49ZM60 109H59V111H60ZM72 109V108H71ZM82 109V108H81ZM88 109H89V107H88ZM109 109V108H108ZM212 109V108H211ZM215 109H217V108H215ZM22 110V111H21ZM30 110V109H29ZM77 110H76V112H77ZM110 110V109H109ZM47 111L48 110H46V113H47ZM73 111V110H72ZM72 111L70 112V113H72ZM80 111V110H79ZM125 111V110H124ZM123 111V112H124ZM139 111L141 112L142 110L141 109H139ZM213 111V110H212ZM216 111V110H215ZM214 111V112H215ZM240 110H238V112H234L235 113V115H236V117H237V119H238V121L241 123V124H245L246 123V118H245V116H243V115H241V113L239 112ZM95 112H97L96 110H95ZM130 112V111H129ZM49 113V112H48ZM69 113V114H70ZM73 113H74V111H73ZM174 113H177V112H174ZM45 114V113H44ZM83 114V113H82ZM82 114H80L79 115V119H77L78 120V123H80L81 124V122L82 123H85L86 124V126L85 127H88V128H86V129H89V131L93 134V132H95V129H94V127L95 126H93V118L92 119H90V120H88L87 118L88 117H90V116H88L87 118H86V116H83ZM89 114H93L95 117H96V113H92V112H89ZM97 114H99L100 115V113H97ZM122 114V113H121ZM128 113H126V115H127ZM53 115V114H52ZM57 115H58V113H57ZM75 115V114H74ZM76 115H78V113H76ZM87 115H88V113H87ZM126 115H124V116H126ZM175 114H173V116H174ZM206 115H207V112H206ZM245 115V114H244ZM62 116V115H61ZM73 116V115H72ZM122 116V115H121ZM129 116H130V114H129ZM57 117H59V116H57ZM64 117H65V114H64ZM76 118V117H75ZM74 118V116H73V119H75ZM97 118V117H96ZM72 119V118H71ZM72 119V120H73ZM123 119H124V117H123ZM123 119H121V120H123ZM119 120H120V118H119ZM126 120V119H125ZM125 120H123V121H125ZM171 120H173V119H171ZM96 121H98V120H96ZM95 121V122H96ZM175 121V120H174ZM69 122H71V120L69 121ZM163 122V121H162ZM127 123V122H126ZM159 123H161V122H159ZM165 123L167 124V121H165ZM239 123V124H240ZM96 124V123H95ZM94 124V125H95ZM107 125V124H106ZM131 124H130V122H129V126H130ZM161 125H163V126H166L165 124H161ZM41 126H43V128H45V129H40V127ZM97 126V125H96ZM78 127V128H77ZM98 127V126H97ZM106 127V126H105ZM114 127V126H113ZM113 127H112V129H113ZM159 127V126H158ZM168 127V126H167ZM9 128V127H8ZM96 128V127H95ZM109 127L107 126V129H108ZM111 129V128H110ZM159 129V128H158ZM165 129H167V128H165ZM15 131V129L14 128H12V132H14ZM85 130V129H84ZM99 130V129H98ZM109 130V129H108ZM126 130H128V129H126ZM11 131V130H10ZM9 131V132H10ZM18 131H16L17 132V135H18ZM86 131V130H85ZM5 132V133H4ZM81 132H83V131H81ZM80 132V134L82 135V133ZM97 132V131H96ZM95 132V134H97ZM110 132V131H109ZM112 132H113V130H112ZM117 132V131H116ZM11 133V132H10ZM91 133H90V136H91ZM115 133V132H114ZM87 134H88V130H87ZM98 134H99V132H98ZM100 134H102L101 132H100ZM105 134H107V133H105ZM125 134V133H124ZM252 133H250L249 134V136L251 135ZM8 135H9V133H8ZM104 135V134H103ZM109 135H110V133H109ZM114 135V134H113ZM253 135H257V134H253ZM19 136V135H18ZM83 136H85L84 134L82 135V137ZM87 136V135H86ZM93 136H94V134H93ZM101 136V135H100ZM106 136V135H105ZM88 137V136H87ZM95 137H97V136H95ZM102 137H104V136H102ZM102 137H101V141H103L102 140ZM253 137V136H252ZM255 137V136H254ZM6 138V137H5ZM18 138H17V141L19 142V140H18ZM68 138V140H71V139H69ZM77 138V137H76ZM75 138V139H76ZM81 138V137H80ZM84 139H82V142L83 143H87L88 145H90L92 142H94L95 141V138L94 139H92V137H91V139L92 140H94V141H90L89 139H85V137H83ZM98 139H100V138H98ZM251 139V138H250ZM4 140V141H3ZM81 140V139H80ZM106 140H108V138L106 137ZM144 140V139H143ZM245 140H246V138H245ZM252 140V139H251ZM256 140V139H255ZM22 141H23V144H24V140L22 139ZM76 141H79V138H77V140ZM112 141H113V139H112ZM80 143H81V141H79ZM97 143L98 142H100L99 140L98 141H96ZM104 142H105V140H104ZM108 142H109V140H108ZM111 142V141H110ZM110 142H109V144H110ZM114 142V141H113ZM256 142V141H255ZM95 143V142H94ZM94 143H93V145H94ZM68 144V145H67ZM75 144V145H74ZM100 144V143H99ZM115 144V143H114ZM256 144H259V143H256ZM7 145H10V144H7ZM17 145V144H16ZM80 145V144H79ZM92 145V146H93ZM101 145H103V142H102V144ZM100 145V146H101ZM111 145V144H110ZM22 146V144L20 145V147ZM24 146V145H23ZM95 146V145H94ZM91 147V146H89L90 147V150H91V148H95V147ZM17 147V149H15V151H14V153L15 152H17L16 150H18V147L19 146H16ZM78 147H80V146H78ZM77 147V148H78ZM84 147V146H83ZM89 147H87V148H89ZM9 148H11V147H9ZM76 148V150L75 151H77L78 149ZM82 149V148H81ZM78 150V151H81V152H83L82 150ZM22 149H20V151H21ZM83 150H85V149H83ZM93 150V149H92ZM95 150V149H94ZM242 150V149H241ZM6 151V150H5ZM74 151V150H73ZM74 151V152H75ZM96 151V150H95ZM18 152H19V150H18ZM6 153L5 154V157H4V154H3V157H2V159H1V157H0V177L1 178H3V182H2V184H0V185H3L2 186V193L3 194H0V196L2 195V197H3V199H4V202L6 203V205L7 206H5V210H4V208H3V206H2V208H3V210L4 211H2V209H1V211H2V217H3V219L4 220H6V223H5V226L3 225V227H1L2 229H4V231L6 230H10V232H12V234H13V243L10 241V240H8V238L6 237V236H4L3 234H2V239L4 240V243L3 244H5V243H7V242H11V245L13 244L15 247L16 246H19L20 248V250H21V248L23 249V251L25 252V254L26 253H29V254H35L36 255V263L37 264H62V257H61V255H59L56 251L58 250L57 249V247H51V246H49V245H47L48 243H49V241H48V243L46 244L45 243V241H44V239H46V237H47V235L48 234H50V232H53V233H56V234H58L59 235V241L60 242H63L64 240H65V237H64V234L62 235L61 234V232L60 231H64L63 230V228H62V230H60V224H62L63 223V219L61 218V217H59V215L58 214H53V213H49L48 211L46 212V210H47V201H44L41 197H40V192L41 193H43V191H40V189H39V187L37 188V187H31V186H29V185H31V184H28V182L30 183V180H32L31 178L30 179H28V176L26 175V172L25 171H27V169H33V170H35V172H36V174H35V176L33 177L35 180H37V181H41L42 179H48L49 180V175H50V172L48 173V170L49 169H51V168H53V167H51V168H49V167H47V164H48V162H47V164L45 163V161L43 162L41 159V162L38 160V159H35L36 161H33V162H27L29 159V157L27 158L28 160L27 161H25L24 160V158L26 157V155L25 156H23V154H22V156H21V153ZM25 152V151H24ZM89 152V151H88ZM94 151H90L88 154H86V151H85V153H83V155L84 154H86V155H88L89 156V161H90V163L88 162V164H86V163H84L83 164V166L86 164V165H89V164H91L94 168H93V170H96L97 172H100V171H102V170H98L99 169V166H100V164H101V160L99 159V160H97L96 159V155H98V154H96L95 152L93 153ZM27 153V152H26ZM25 153V154H26ZM71 153V152H70ZM70 153H67L68 155L70 154ZM32 154V155H33ZM78 154H80L79 152L77 153V155ZM94 154H95V156H94ZM104 154V153H103ZM31 155V156H32ZM33 155V156H34ZM65 155V154H64ZM81 155V154H80ZM86 155H84L85 157H86ZM0 156H2V155H0ZM28 156V155H27ZM32 156V157H33ZM84 156H83V158H84ZM70 156H68V158H69ZM77 157H79V156H77ZM77 157H75L76 159H77ZM104 157V156H103ZM7 158V159H6ZM67 158V159H68ZM71 158V157H70ZM4 159H5V161H4ZM57 159H58V161H57ZM64 159V158H63ZM79 159V158H78ZM77 159V160H78ZM82 159V158H81ZM80 159V160H81ZM86 160H87V158H85ZM31 160V159H30ZM33 160V159H32ZM62 160V159H61ZM70 160V159H69ZM69 160H67L68 161V163H66V162H63L64 164L66 163V164H69ZM71 160H73L72 158H71ZM75 160V159H74ZM80 160H79V162H80ZM83 160V159H82ZM102 160H104V158L102 159ZM100 161V163L98 164V162ZM75 162H77L76 160H75ZM6 163V164H5ZM55 162H54V164H56ZM63 163L61 162V163H59L60 165H62L63 166ZM81 163V162H80ZM46 164V165H45ZM54 164H51V166L53 165L54 166ZM65 164V165H66ZM77 164H79V163H77ZM107 164V163H106ZM57 165V164H56ZM70 165L71 166H68L69 168L71 167V170H72V168H74V169H76L75 168V163L74 162H70ZM79 165H81L82 166V164H79ZM91 165H89V166H91ZM101 165H103V164H101ZM109 165V164H108ZM58 166V165H57ZM61 166V167H62ZM78 166V165H77ZM76 166V167H77ZM88 166V167H89ZM230 166V165H229ZM68 167H67V169H68ZM80 167V166H79ZM79 167H78V169H79ZM103 167H104V165H103ZM106 167V166H105ZM49 168V169H48ZM90 168V167H89ZM227 168V167H226ZM81 170H82V167L80 168ZM79 169V170H80ZM91 169V168H90ZM101 169H103V168H101ZM224 170H225V168H223ZM223 169H222V172H223ZM8 170H11L12 171V174H13V178L9 181L14 187L13 188H15L17 191H15V193L16 192H18L17 193V195H15L14 194V192L12 193L11 192V194H14L15 195V197H12V196H14V195H11V194H9L8 192H6V189H7V185H9L10 183H8L7 181H8V179H7V177H6V173H7V171ZM67 171L66 170V168H63V170L62 171ZM71 170H69V171H71ZM78 170V171H79ZM105 170H107V169H105ZM50 171V170H49ZM69 171H67V172H69ZM74 171V170H73ZM73 171H72V173L71 172H69L67 175H70L71 174V178L72 177H75L74 175L72 176V174H73ZM89 171V170H88ZM95 171V172H96ZM66 172V173H67ZM93 172V171H92ZM102 172H105V171H102ZM100 173V174H103V173ZM78 173V172H77ZM106 173H107V171H106ZM105 173V174H106ZM225 173V172H224ZM64 174V173H63ZM75 174V173H74ZM79 174V173H78ZM77 174V175H78ZM95 174H97V173H95ZM99 174V173H98ZM104 174V175H105ZM76 175V174H75ZM77 175H76V178H77ZM104 175H103V178L105 179V177H104ZM107 175V174H106ZM58 176H60V175H58ZM97 176V175H96ZM100 176V175H99ZM98 176V177H99ZM56 178H57V175L55 176ZM70 176H68L67 178H69ZM107 177V176H106ZM123 177V176H122ZM59 179V178H58ZM61 179V178H60ZM59 179V180H60ZM66 179V178H65ZM96 179H102V176H101V178H97L96 177ZM119 179H123V178H119ZM56 180V179H55ZM55 180H53L54 182H55ZM62 180V179H61ZM63 180H64V178H63ZM118 180V179H117ZM44 181H46V180H44ZM50 181V180H49ZM52 181V180H51ZM99 181H101V180H99ZM121 181V180H120ZM1 182V181H0ZM48 182V181H47ZM46 182V183H47ZM57 182V181H56ZM61 182V181H60ZM38 183V182H37ZM41 183V182H40ZM62 183V182H61ZM39 185V184H38ZM50 185V184H49ZM65 185V184H64ZM35 186H37V185H35ZM39 186H41V184L39 185ZM61 186H63V185H61ZM1 187V186H0ZM9 187V186H8ZM30 188V189H29ZM42 188H44L43 186H42ZM47 188V187H46ZM45 188V189H46ZM64 188V187H63ZM1 189V188H0ZM9 189V188H8ZM61 189V188H60ZM67 189V188H66ZM66 189H61V191L60 192H62L63 194L65 193V195H66V192H68V191H66ZM42 190V189H41ZM47 190H48V188H47ZM8 191H11V189L10 190H8ZM57 191H59V189L57 190ZM77 191V190H76ZM0 192V193H1ZM52 192V191H51ZM78 192V191H77ZM98 193H99V191H97ZM28 194L29 195H34L33 197H34V200L32 201L35 205H39V207L41 208V211H40V214H36V217H34V222H31V221H29L26 217H25V207H26V199H25V201L24 200H22V199H24V198H22V197H24V196H28ZM44 194V193H43ZM47 193H45V195H46ZM49 194V193H48ZM51 194V193H50ZM61 195V196H65V195ZM78 194V193H77ZM82 194H85V193H82ZM101 194V193H100ZM79 195V194H78ZM67 196H68V194H67ZM66 197V196H65ZM98 197V196H97ZM26 198V197H25ZM48 198V197H47ZM51 198V197H50ZM67 198V197H66ZM66 198H61V200L63 199L64 200V204H65V202H67V201H65L66 200ZM79 198V197H78ZM102 198V197H101ZM53 199V198H52ZM68 199V198H67ZM83 199V198H82ZM49 200V199H48ZM51 200V199H50ZM49 200V201H50ZM53 200H55V199H53ZM60 200V201H61ZM70 200V199H69ZM101 200V199H100ZM58 201H59V199L57 200V201H55V203H58ZM71 201V200H70ZM85 201H86V199H85ZM84 201V202H85ZM92 201V200H91ZM96 201H98V200H96ZM69 202V201H68ZM67 202V203H68ZM72 202V201H71ZM52 203H54V202H52ZM89 203H90V199H89ZM94 203V202H93ZM27 204H28V202H27ZM62 204V206H63V202L61 203ZM74 204V203H73ZM91 204V203H90ZM96 204V203H95ZM98 205H99V202L97 203ZM263 204H264V202H263ZM50 205H51V203H50ZM66 205V204H65ZM69 206H70V203L68 204ZM84 205V204H83ZM29 206V205H28ZM58 206H60V204H58ZM67 207V208H71V207ZM75 206H77V205H75ZM74 206V207H75ZM86 206V205H85ZM91 207V206H90ZM99 207V206H98ZM60 209H62L61 208V206L59 207ZM58 208V210H59V213L61 214V210ZM65 208V207H64ZM66 208V209H67ZM95 208V207H94ZM97 209V208H96ZM63 210V209H62ZM70 209H67V211H65L66 213L69 211ZM88 210H91V209H88ZM61 211V212H60ZM100 211V210H99ZM102 211V210H101ZM261 211H262V209L260 210V212H259V210L256 212H254V213H256L255 214V216L257 215V214H259V216H264V214H262L261 213ZM103 212V211H102ZM263 212V211H262ZM56 213H57V211H56ZM82 214H83V212H81ZM0 214V215H1ZM25 214V215H24ZM69 215V214H68ZM253 215V214H252ZM28 216V215H27ZM68 217H70V216H68ZM74 217V216H73ZM258 217V216H257ZM67 218V217H66ZM77 217H75L74 219H76ZM2 219V220H3ZM62 219V220H61ZM1 220V219H0ZM65 220H67V219H65ZM33 221V220H32ZM81 222V221H80ZM65 223V222H64ZM0 224H2V223H0ZM70 224H72V219H71V221L69 220L67 223H66V225H67V227L70 225ZM75 225H76V227H77V225H79V222H78V224H76L75 223ZM119 223L117 224V225H115V227H119ZM1 226V225H0ZM79 226H81V225H79ZM102 226V228L104 227L103 225H101ZM66 227V226H65ZM66 227V228H67ZM75 227V228H76ZM136 227V226H135ZM66 228H65V230H66ZM80 228V227H79ZM82 228H83V226H82ZM74 229V228H73ZM139 229V228H138ZM83 230V229H82ZM82 230H80V231H82ZM79 231V232H80ZM3 231L1 230V232L0 233H2ZM60 232V233H59ZM107 232V231H106ZM105 232V233H106ZM141 231L139 230V233H140ZM4 233V232H3ZM6 233V232H5ZM122 233V232H121ZM101 234H102V229H101ZM119 234V233H118ZM58 235H57V237H58ZM126 235V234H125ZM142 237H140V238H142V239H140V241L142 240V241H146V238L143 240V237H146V236H144V235H142V234H140ZM1 236V235H0ZM4 236V237H3ZM67 236V235H66ZM127 236V235H126ZM126 236H124V235H122L121 237L122 238H127V241L126 242H128V247L126 248V250L130 247V243H131V240H130V242H129V240H128V238L130 237L129 235V237H126ZM9 237V236H8ZM121 237H117V238H121ZM1 238V237H0ZM75 237H73V240H75L74 239ZM9 239H11V238H9ZM104 239V235H103V238H102V240ZM138 239H139V237H138ZM1 240V239H0ZM69 240V239H68ZM83 240V239H82ZM84 240H85V238H84ZM117 240V239H116ZM2 241V240H1ZM46 241V242H47ZM58 241V243H60ZM70 241V240H69ZM79 241V240H78ZM134 241V240H133ZM148 242L150 241L149 239L147 240ZM9 242V243H10ZM66 242V241H65ZM81 242H84V241H81ZM85 242H87V241H85ZM103 242V241H102ZM54 243V242H53ZM52 244V243H51ZM105 244V243H104ZM132 244V243H131ZM134 244V243H133ZM6 245V244H5ZM8 245V244H7ZM12 245V246H13ZM55 245V243L52 245V246H54ZM60 245V244H59ZM75 245H77V244H75ZM82 245H83V243H82ZM85 246L87 245V243L86 244H84ZM127 245V244H126ZM139 245H140V243H139ZM146 245H147V243H146ZM149 245H151L150 243H149ZM4 246V245H3ZM106 246H108L107 244H106ZM133 246V245H132ZM131 246V247H132ZM141 246V245H140ZM83 247V246H82ZM4 248V247H3ZM13 249H16V248H14V247H12ZM59 248V247H58ZM87 248V247H86ZM91 248H93V247H91ZM134 248V247H133ZM132 248V249H133ZM19 249H17V250H19ZM68 249H70L71 250V248H68ZM147 249V248H146ZM145 249V250H146ZM4 250V249H3ZM75 250V249H74ZM88 250V249H87ZM90 250H92V249H90ZM129 250H130V248H129ZM4 251H6V249L4 250ZM59 251V250H58ZM69 250H67V252H68ZM78 251V250H77ZM112 251H115L114 249H112ZM111 251V252H112ZM117 251V250H116ZM115 251V258H114V260H113V258H112V262H114L113 264H117V262L119 261V260H117V259H119V258H121L123 255V253L122 254H120V252H116ZM120 251H122V250H120ZM125 251V250H124ZM123 251V252H124ZM16 252H19V251H16ZM72 252V251H71ZM87 252V251H86ZM94 252V254H95V251H93ZM92 252V253H93ZM128 252V251H127ZM130 252H132L133 253V255H131V258L132 257H134V252L136 253V251H134L133 252V250L131 251L130 250ZM206 252H208V251H206ZM1 253H4V252H1ZM22 253V252H21ZM89 253V258H90V252H88ZM88 253H85V254H88ZM91 253V254H92ZM125 253V252H124ZM216 253V252H215ZM18 255H19V253H17ZM25 254H23V257H22V259L24 258V256H27V254L25 255ZM73 255L75 254V253H72ZM71 254V255H72ZM85 254H83L84 256H85ZM94 254L92 255V257H94ZM111 254H113V253H111ZM137 254V253H136ZM145 255H146V253H144ZM144 254H142V255H144ZM2 255V254H1ZM6 255V254H5ZM5 255H3V257L5 256ZM8 255V254H7ZM22 254H20V256H21ZM78 255V254H77ZM127 257H130L129 255L130 254H128L127 253ZM137 255H139V254H137ZM207 255H209V253H207ZM216 255H217V253H216ZM67 256V255H66ZM112 256V255H111ZM113 256H114V254H113ZM136 256V255H135ZM69 257V256H68ZM67 257V258H68ZM74 257V258H73ZM72 258L73 259H75V258H78L77 256L75 257V255L73 256ZM110 257V256H109ZM139 257H141V256H139ZM218 257V256H217ZM6 258V257H5ZM4 258V259H5ZM8 258V257H7ZM6 258V259H7ZM17 258H18V256H17ZM64 258V257H63ZM85 258V257H84ZM104 258V257H103ZM145 258L146 257H142L141 259L143 260V262H145L144 260H145ZM25 259V258H24ZM80 259V258H79ZM90 259H92V258H90ZM102 259V258H101ZM105 259V258H104ZM117 261H116V260ZM125 259H127V258H125ZM133 259H136L135 257L133 258ZM138 259V258H137ZM140 259V260H141ZM17 260H19V259H17ZM29 260V259H28ZM67 260H69V259H67ZM70 260H72V259H70ZM146 260H147V258H146ZM191 260H192V258H191ZM194 260V259H193ZM7 261V260H6ZM11 262V257H10V260H9V258H8V262ZM13 261H16V259L15 260H13ZM83 261V260H82ZM81 260H80V262H82ZM90 261V264H91V260H89ZM99 261V260H98ZM102 261H103V259H102ZM109 261H111V260H109ZM137 261V260H136ZM136 261H134V262H136ZM147 261H149V260H147ZM152 261H155V263H158V262H156V260H152ZM31 262V261H30ZM30 262H28V263H30ZM96 262H97V260H96ZM100 263H101V261H99ZM108 262V261H107ZM129 262H130V260H129ZM134 262H131V264H133ZM150 262V261H149ZM15 263H17V261L15 262ZM18 263H20V264H28L27 263V261H25V260H19L18 261ZM67 263V262H66ZM77 263H79V260L77 261ZM83 263V262H82ZM120 263H121V260H120ZM146 263H148V262H145V264ZM191 263H193V261H191ZM7 264H9V263H7ZM31 264H32V262H31ZM70 264H74V263H72V261H71V263ZM84 264V263H83ZM85 264H88V263H85ZM97 264H98V262H97ZM137 264V263H136ZM139 264V263H138ZM150 264V263H149ZM152 264H154V263H152Z\"/></svg>",
    "mask_w": 264,
    "mask_h": 264
}]
</instances>
